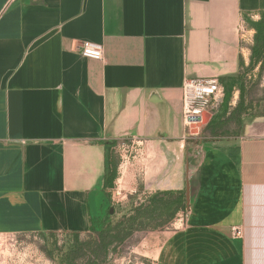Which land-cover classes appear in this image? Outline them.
Masks as SVG:
<instances>
[{
    "label": "crops",
    "instance_id": "obj_1",
    "mask_svg": "<svg viewBox=\"0 0 264 264\" xmlns=\"http://www.w3.org/2000/svg\"><path fill=\"white\" fill-rule=\"evenodd\" d=\"M260 11L264 0H0V235L87 233L111 191L102 144L127 141L144 191L189 184L152 264H264V118L192 139L181 108L186 79L248 65L242 16ZM85 42L102 61L81 56Z\"/></svg>",
    "mask_w": 264,
    "mask_h": 264
},
{
    "label": "trees",
    "instance_id": "obj_2",
    "mask_svg": "<svg viewBox=\"0 0 264 264\" xmlns=\"http://www.w3.org/2000/svg\"><path fill=\"white\" fill-rule=\"evenodd\" d=\"M257 16V20H253L250 14L242 16L246 27L254 32L249 63L246 66L239 58L237 74L218 79L223 88V98L219 107L211 112L210 122L203 128L204 134L210 138L238 137L244 120L264 118V11L258 12ZM255 70L257 73L253 87L248 88L247 78L250 74L252 81ZM253 88H258L257 97L253 94ZM235 93L238 99L232 105ZM117 144L115 140L102 144L105 149L104 191L111 190L117 179L119 158L112 154V148ZM106 197L110 198L108 193ZM187 209L185 189L157 191L147 193L142 202L133 204L116 222L107 223L101 229L94 228L98 225L96 220L94 224L90 222V229L85 234L41 232L31 235L51 243V249L47 252L50 258L58 250L55 246L58 235L72 239V244L60 257L59 264H106L110 262L108 258L117 255L118 249L134 234L163 230L179 213H185ZM82 235H91V241H81Z\"/></svg>",
    "mask_w": 264,
    "mask_h": 264
},
{
    "label": "rangeland",
    "instance_id": "obj_3",
    "mask_svg": "<svg viewBox=\"0 0 264 264\" xmlns=\"http://www.w3.org/2000/svg\"><path fill=\"white\" fill-rule=\"evenodd\" d=\"M253 20L257 19L253 18ZM256 73L257 70L253 72L254 77L252 81H250L251 75L249 74L247 78V83L249 82L248 88L253 87ZM252 90L255 97H257L258 88H253ZM235 96L236 99H234ZM237 99L238 94L235 93L232 105L236 104ZM210 120L202 114L201 124L203 125V128L210 122ZM203 128L198 131V134L190 135L188 132L190 138H204L205 134L202 130ZM191 129L192 127L190 130ZM196 136L197 138H195ZM196 143H198L196 140L192 142L194 146L197 145ZM134 150L135 148L127 141L119 142V144L112 149L113 156L119 158L118 176L113 188L109 192L110 198H107L105 195L102 210L96 218L98 222V225L94 226L96 229H101V227L107 223L116 222L121 215L126 214L129 211L133 204L142 202L147 196L146 191L140 186L142 184L139 173L135 172L134 168L131 166L133 158L137 157ZM200 152L201 149L196 150L193 152V155L199 154ZM122 175L123 177L125 176L123 179H121ZM127 175H130V178L126 181ZM138 191L141 192L138 195H135ZM132 196L134 197L132 198ZM186 214L187 211L185 213H179L175 220L185 218ZM93 215H95L94 212ZM173 223L174 221L160 231L134 234L118 249L117 255H112L108 258V261L110 262L106 264H152L158 243L163 238L161 232H172L175 227ZM80 240L91 241V235H82ZM71 244L72 239L70 237L58 235L55 244L58 250L54 252L52 258H50L47 252L51 249V243L43 238L34 235H0V264H59L60 257L66 252Z\"/></svg>",
    "mask_w": 264,
    "mask_h": 264
},
{
    "label": "built area",
    "instance_id": "obj_4",
    "mask_svg": "<svg viewBox=\"0 0 264 264\" xmlns=\"http://www.w3.org/2000/svg\"><path fill=\"white\" fill-rule=\"evenodd\" d=\"M80 54L86 59L103 60V47L99 44L83 43ZM223 98V88L218 79H186L181 89L182 121L189 132L191 127L201 123V116L216 110ZM212 115V114H211Z\"/></svg>",
    "mask_w": 264,
    "mask_h": 264
},
{
    "label": "water",
    "instance_id": "obj_5",
    "mask_svg": "<svg viewBox=\"0 0 264 264\" xmlns=\"http://www.w3.org/2000/svg\"><path fill=\"white\" fill-rule=\"evenodd\" d=\"M204 116L211 119L212 115L210 113H204ZM203 128V125L200 123L197 126L192 127V129L189 131V134H198V131ZM185 196H186V206L188 208L189 206V200H190V190H189V184L186 182V187H185Z\"/></svg>",
    "mask_w": 264,
    "mask_h": 264
}]
</instances>
